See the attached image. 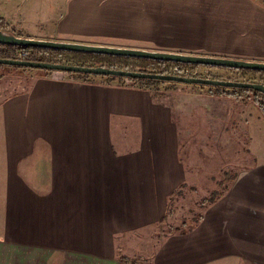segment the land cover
Returning <instances> with one entry per match:
<instances>
[{
    "label": "crops",
    "instance_id": "1",
    "mask_svg": "<svg viewBox=\"0 0 264 264\" xmlns=\"http://www.w3.org/2000/svg\"><path fill=\"white\" fill-rule=\"evenodd\" d=\"M256 1L68 0L66 17L52 33L19 26L14 34L103 45L76 38L107 37L132 41L135 49L264 62V6ZM185 18L192 26L183 35ZM179 39L186 49L173 48ZM35 77L41 98L34 101L49 114L24 125L46 133L34 142H25L22 129L11 136L4 128L0 135V175L8 176L0 197V264H264L262 114L228 120L242 136L250 132L255 147L243 148L242 165L225 171L220 197L192 225L170 232L162 218L168 192L186 177L171 173L176 131L168 104L154 98L159 93L99 76L44 71ZM5 95L3 108L29 114L19 105L30 98L28 90L14 99ZM139 113L143 119H131ZM140 124L143 133L128 137L124 128ZM42 137L47 141L37 140ZM111 140L120 150L108 147ZM25 143L34 147L20 150ZM126 143L140 145L131 150Z\"/></svg>",
    "mask_w": 264,
    "mask_h": 264
},
{
    "label": "rangeland",
    "instance_id": "2",
    "mask_svg": "<svg viewBox=\"0 0 264 264\" xmlns=\"http://www.w3.org/2000/svg\"><path fill=\"white\" fill-rule=\"evenodd\" d=\"M67 1L68 0H0V17L4 19V16L7 15L6 11H10V14H8L9 16H6V20L4 19V24L0 26V30L17 34L20 33L17 27L21 26L28 30H36L39 33H42L39 31L41 29L52 33L57 29L59 21L66 17ZM123 1L127 2V0ZM262 6L264 5L262 4ZM154 10L156 11V7ZM11 17L16 21V25L9 21ZM186 20L189 19L185 18V20L182 21L184 27L183 35H186L187 29L192 26ZM69 37L72 39L75 38L73 36ZM76 39H79V42L92 41L106 44L90 45H118L112 47L123 48H132L131 46H134L132 41L107 37H81ZM178 41L179 42L174 43L173 48L186 49L182 47L187 44L182 42L181 39ZM205 44L210 46L211 42L205 40ZM173 51L177 53L181 50L172 49V52ZM198 70H202V73H200L202 79L261 84V81H263L256 76L253 77L252 75L236 73L229 70H219L217 72L212 69L210 73H205L204 69ZM41 72H44V70L35 68L19 69L6 65L0 68V135L4 128H6L7 133L11 136L20 134L22 129L23 134H20V136L25 137V142H34L35 137L37 138L39 133H46L41 129L40 132L36 134L34 126L24 125L35 117L47 119L46 113L48 112L41 110L38 106L41 102L34 101L36 97L41 98L38 96L39 94L34 93V89L36 88L35 85L38 82L35 76ZM216 88L219 87L204 86L201 89L197 85L175 83V85L166 84L158 86L156 91L159 94L154 93L156 95L155 97L152 95L156 100L164 102L165 105L168 104V108L170 109V120L174 123L173 129L176 131L175 135L172 134L170 137L171 141L169 148L170 153H176L175 158H171V155L169 158L172 176L175 177L177 173H181L183 178L184 176L186 177L184 178V184L180 185L174 191L169 190L168 192L169 197L167 199L166 209L162 213V218L168 221L170 232L174 231V228L185 229L192 225L191 222L198 219L204 206L208 204L209 199L223 193L226 182L228 181H224L225 171L233 169L235 166L238 167L242 165L240 159L241 150L245 148L250 152L256 144V142H254L255 137L251 136L250 132L247 133L243 131L242 136L240 127H237L235 124L231 126V124L228 123V120L240 118L241 115L246 114H251L253 117H260L261 113L253 97L244 96L240 100H236L226 95L217 94ZM27 90L31 94L30 98L27 100L26 104L24 101L23 104L21 103L19 105H22V107L26 106L29 114L21 108H3V105H6V101H2L6 97L5 94L14 99ZM130 117L131 119H140L141 113L136 115L131 114ZM48 119H50V116ZM141 119H143V117ZM142 122L143 120L141 123ZM176 123H178V125ZM143 124L135 125L131 128L125 127L124 130L127 129L131 131L132 134L128 137L138 138L140 132L143 133L145 130L146 126L143 127ZM111 138H114V141L117 140L116 136H111ZM37 140L47 141L43 137ZM112 144L113 141L111 140L108 147L112 151L120 150V144ZM126 145V149L130 148L132 150L138 149L140 144L126 143ZM23 146L24 147L20 150L28 151V149L34 147V143H25ZM81 146L80 143L72 144V147H75L77 150H81ZM102 146H104L105 149L108 148L102 144H90L89 147L93 149L94 147L97 148ZM57 147L59 149L60 145L57 144ZM17 178L18 176H9L10 183L17 181ZM7 179L8 176L0 175V197L3 195L2 187L5 182H7Z\"/></svg>",
    "mask_w": 264,
    "mask_h": 264
},
{
    "label": "water",
    "instance_id": "3",
    "mask_svg": "<svg viewBox=\"0 0 264 264\" xmlns=\"http://www.w3.org/2000/svg\"><path fill=\"white\" fill-rule=\"evenodd\" d=\"M0 45L39 48L54 51H66L83 54H96L125 58H137L158 62L179 63L183 65H197L212 68H223L238 71L264 72V62L232 59L226 57L203 56L169 51H149L123 47L103 45H90L65 41H54L20 37L13 32L0 30ZM0 65L35 68L47 71L69 72L74 74H87L94 76H111L128 79L158 80L184 85H197L201 87H219L226 89H247L264 95V85L261 83H247L237 81H220L214 79L185 78L162 74L130 72L124 70H110L102 67L88 68L66 64L36 63L22 60L0 59Z\"/></svg>",
    "mask_w": 264,
    "mask_h": 264
},
{
    "label": "trees",
    "instance_id": "4",
    "mask_svg": "<svg viewBox=\"0 0 264 264\" xmlns=\"http://www.w3.org/2000/svg\"><path fill=\"white\" fill-rule=\"evenodd\" d=\"M4 22L5 20L0 17V26L3 25ZM20 56H25L27 58V61L36 62V63L66 64V65L81 66L88 68L102 67L110 70H124L130 72L138 71L142 73H153V74H165L166 73L165 71L172 66H179V67L184 66L183 64H179V63L175 64L170 62H158L153 60H145V59H137V58L103 56L96 54H83V53L54 51V50L39 49V48L0 45V59L18 60ZM3 66L4 65H0V68ZM186 66H189L192 69L198 67L197 65H186ZM10 67H14V66H10ZM14 68L25 69L22 67H14ZM208 68H212V67H208ZM212 69H223V68H212ZM223 70H229V71H234L236 73L252 75L253 77L256 76L260 80H263L261 82H264V72L238 71L231 69H223ZM65 73L72 74L84 79H88L90 77H96L87 74H74L69 72H65ZM99 77L104 78L107 81L129 82L133 85H137L140 88L153 90L154 93H157L156 89L158 86H162L166 84L175 85V83L172 82H162L158 80L128 79V78H119V77H111V76H99ZM199 87L201 89L203 88L201 86ZM215 90L216 93L219 95L231 96L236 100H239L244 96L246 97L252 96L254 102L256 103L258 109L260 110L264 118V95L247 89L216 88ZM227 176L230 177V175ZM219 197L220 195L209 199L208 203H213Z\"/></svg>",
    "mask_w": 264,
    "mask_h": 264
},
{
    "label": "built area",
    "instance_id": "5",
    "mask_svg": "<svg viewBox=\"0 0 264 264\" xmlns=\"http://www.w3.org/2000/svg\"><path fill=\"white\" fill-rule=\"evenodd\" d=\"M264 4V0H259ZM18 60L27 61V58L25 56H20ZM198 69H204L205 73H210L212 68L204 67V66H198L197 68H190L189 66H172L168 68L165 72V74L162 75H170V76H177V77H185V78H201L200 73H202V70ZM210 78V77H206Z\"/></svg>",
    "mask_w": 264,
    "mask_h": 264
},
{
    "label": "bare ground",
    "instance_id": "6",
    "mask_svg": "<svg viewBox=\"0 0 264 264\" xmlns=\"http://www.w3.org/2000/svg\"><path fill=\"white\" fill-rule=\"evenodd\" d=\"M176 64V63H175ZM153 74V73H152Z\"/></svg>",
    "mask_w": 264,
    "mask_h": 264
}]
</instances>
